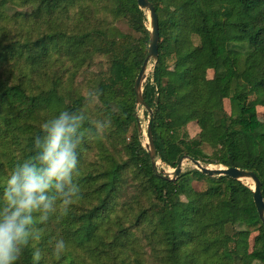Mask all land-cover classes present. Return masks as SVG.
<instances>
[{"label": "trees", "instance_id": "obj_1", "mask_svg": "<svg viewBox=\"0 0 264 264\" xmlns=\"http://www.w3.org/2000/svg\"><path fill=\"white\" fill-rule=\"evenodd\" d=\"M148 1L160 42L143 98L157 157L170 168L188 157L252 171L264 198V0ZM147 22L137 0H0V180L34 153L45 118L83 112L82 197L48 232L63 236L66 253L53 259L47 236L38 245L48 264H264L249 186L196 169L171 181L153 169L134 91ZM8 55L11 68L2 65ZM80 75L89 95L76 86ZM95 121L104 124L99 134ZM191 122L200 128L194 138ZM33 250L18 264H31Z\"/></svg>", "mask_w": 264, "mask_h": 264}, {"label": "clouds", "instance_id": "obj_2", "mask_svg": "<svg viewBox=\"0 0 264 264\" xmlns=\"http://www.w3.org/2000/svg\"><path fill=\"white\" fill-rule=\"evenodd\" d=\"M85 120V113L66 108L45 118L34 153L0 180V264H18L29 248L31 264H48L49 254L38 247L45 236L53 259L66 253L63 236L48 232L82 197L78 150L88 131ZM94 127L99 134L104 124L95 121Z\"/></svg>", "mask_w": 264, "mask_h": 264}, {"label": "water", "instance_id": "obj_3", "mask_svg": "<svg viewBox=\"0 0 264 264\" xmlns=\"http://www.w3.org/2000/svg\"><path fill=\"white\" fill-rule=\"evenodd\" d=\"M139 8L142 11L146 12L147 18L150 21V41H149V49L148 55L141 67V70L136 78L134 91L136 95V106L137 109L140 107L144 108L149 115L146 135H147V143L144 148L148 151L153 169L157 171V174L162 176L163 178L169 179L171 181H176L181 175L184 174L183 168V161L189 160L192 165L195 167L196 170L200 171L201 173L210 176V177H229L231 179L245 182V181H252L253 187L250 189L253 191V199L259 214V217L264 226V198L262 194V183L259 178L249 170H242L239 168H211L210 166H204L200 161L192 160L188 157H184L179 162L176 168L172 169L171 172L167 171L165 167H160V164L166 166L161 159L157 157L156 147L153 140V133H152V125L154 120L153 110L145 103L143 98L144 93V86L145 82L148 79V70L149 65L153 63L155 66L159 59V42H160V32H159V19L156 14L154 6L148 0H137ZM154 68V67H153ZM139 133L141 135L140 125L138 124Z\"/></svg>", "mask_w": 264, "mask_h": 264}, {"label": "rangeland", "instance_id": "obj_4", "mask_svg": "<svg viewBox=\"0 0 264 264\" xmlns=\"http://www.w3.org/2000/svg\"><path fill=\"white\" fill-rule=\"evenodd\" d=\"M14 10L15 11H21L22 9L19 8V7H16V9L12 8L11 11L9 13H14ZM119 25V28L125 33V32H128V29L126 27V25L122 22H119L118 23ZM147 26H148V29L150 28V21L148 20L147 22ZM197 44V42L195 43ZM2 65L6 67H12V64L14 63V58L10 55L8 56H5L2 58ZM153 63H151L149 65V70H148V78L152 75L153 73ZM213 78V72L212 71H208L207 72V79H212ZM77 84L76 86L78 85H82L83 88H82V92L85 94V95H89L90 93L93 92V89L91 88V85H90V79L87 78V76H82L80 75L79 77H77ZM85 82H88L89 83V88L86 87V84ZM147 82V80H146ZM145 82V84H146ZM93 109L96 107V103L95 102H92L89 104ZM224 106H225V110L226 112H230V103L229 101H226L224 102ZM257 111H258V118L264 123V106H258L257 108ZM137 116H138V124L140 125V130H141V135H140V138H141V141L143 143V146L146 145L147 143V135H146V130H147V125H148V120H149V115L148 113L146 114V110L142 107H140L139 109H137ZM139 130V129H138ZM186 132H187V135L190 137V138H194L196 137L199 133H200V128L199 126L197 125L196 122H191L187 128H186ZM206 166V165H204ZM211 168H219V166H214V165H209ZM160 167H165L167 171L171 172L172 169H170L168 166H164L162 164H160ZM183 168H184V173H188L192 170L195 169V167L192 165V163L189 161V160H184L183 161ZM244 184H248L249 186L253 187V183L252 181H245L243 182ZM194 186L197 187V188H200L202 186V184L200 183H196L194 182ZM253 240V238H252Z\"/></svg>", "mask_w": 264, "mask_h": 264}]
</instances>
